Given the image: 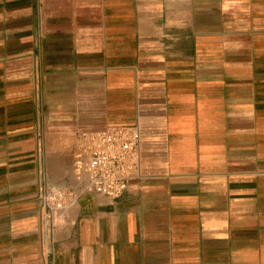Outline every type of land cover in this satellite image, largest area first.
<instances>
[{
	"label": "crops",
	"instance_id": "0c3cea01",
	"mask_svg": "<svg viewBox=\"0 0 264 264\" xmlns=\"http://www.w3.org/2000/svg\"><path fill=\"white\" fill-rule=\"evenodd\" d=\"M107 126L117 200L76 165ZM0 264H264V0H0Z\"/></svg>",
	"mask_w": 264,
	"mask_h": 264
},
{
	"label": "built area",
	"instance_id": "2783aa9c",
	"mask_svg": "<svg viewBox=\"0 0 264 264\" xmlns=\"http://www.w3.org/2000/svg\"><path fill=\"white\" fill-rule=\"evenodd\" d=\"M76 165L87 175L86 191L119 199L137 171L139 131L132 126H107L79 134ZM76 196L69 188L45 187L43 205L51 212L68 208Z\"/></svg>",
	"mask_w": 264,
	"mask_h": 264
}]
</instances>
